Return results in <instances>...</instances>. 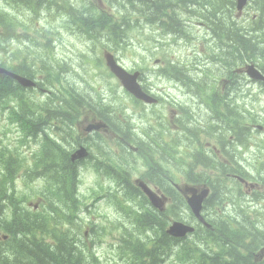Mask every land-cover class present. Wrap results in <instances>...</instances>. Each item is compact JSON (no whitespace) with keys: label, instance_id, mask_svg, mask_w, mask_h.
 Masks as SVG:
<instances>
[{"label":"clouds","instance_id":"obj_1","mask_svg":"<svg viewBox=\"0 0 264 264\" xmlns=\"http://www.w3.org/2000/svg\"><path fill=\"white\" fill-rule=\"evenodd\" d=\"M235 3L236 0H208V3L203 4V7L197 10L198 15L195 19H203L202 14L215 12L214 19L217 21H223L229 26L234 22L235 27L240 28L244 35H254L264 40V27L255 33L252 31L256 25L252 17L255 15L258 21L262 19L261 6H264V0H260L259 6L255 0H247V6L243 9V14L239 19L236 17ZM75 6L80 5L75 4ZM186 19L191 22V18ZM255 43L253 41L254 45ZM7 46L11 47L13 52L20 48L15 40L7 42ZM209 47L211 51L221 52L220 48H212L211 45ZM165 50L169 52L168 59L175 64L176 60L171 57V47L166 46ZM35 54L33 51V55ZM20 59L22 57L13 58L11 55L4 56L0 53V60L7 62V66L13 70H16L15 66L20 64ZM64 59L67 60V57ZM183 62L190 63V61ZM53 63L57 65L52 69L55 72L58 71V66L63 61L53 60ZM69 63L71 67L64 74V79L75 82L79 89L85 91L88 89L76 80L75 73L78 72L84 77L87 84L99 80L100 85L95 88L94 92H89L93 103L101 110L106 109L104 114L116 120L121 126L128 121L137 125L134 129L137 137L144 142L146 149L153 155L155 166L145 164L136 166L129 161V185L131 186L136 176L141 174L150 179L157 188H160L162 184L163 195L161 196L159 192L156 194L157 205L160 209L158 222L164 226L173 220H180L183 223L178 224L177 229L181 231H187V226H195L196 231L193 235L188 236L187 240L176 246L173 249L174 252H178L185 246H198L203 251H208L209 248L220 251L218 241L221 234L231 238L229 247H231L233 258L239 257L240 254L247 256L249 252L264 248V167H261V164H264V135L250 136L243 143L229 142L228 137L232 133L224 127L221 120L217 119L208 107L198 102L196 95L188 92L189 89L193 91L196 89L199 78L185 80L182 90L188 95L182 107L175 103L171 105L179 108L177 118L181 122L180 129L171 133L165 118L166 113L157 112L151 105L128 103L131 98L114 77L101 75L97 78L95 74L83 72L74 63ZM249 65L255 66L253 70L258 71L264 77V43H260L251 51L247 47L233 49L228 55L222 56L219 63L205 65V67H210L213 72L219 69L218 75L228 77L224 81L227 87L222 95L226 96L225 102L231 107L240 105L237 111L241 113L240 119L244 124H264V82L257 83L248 76ZM124 66L127 67L126 64ZM29 67L34 72L40 71L36 63H30ZM161 67H168V65ZM237 69L240 71L237 72ZM187 76L191 78L192 72L189 71ZM172 86L164 82L154 71L146 73L144 79L137 81L139 94L148 96L150 99L152 96L149 93H152L163 97L166 101H172L173 97L168 94ZM174 86L179 87V85ZM146 88L148 91H145ZM135 116L143 117V119H135ZM184 129L197 131L201 141L211 140L219 150V154L193 143L187 149L189 156L173 167V162L166 154L164 145L171 143L173 136L179 137L180 143L186 145L188 141L184 137L188 133ZM222 134L223 140H221ZM94 140L93 137V141L90 142ZM200 152L207 157V160L193 155V153ZM177 159L180 158L177 157ZM161 165L167 172L166 181L159 179L158 169ZM238 165L243 167L240 168ZM83 167L89 168L91 164H85ZM236 175L242 176L246 182H254V185L249 184L245 188L238 179L232 178ZM79 179L83 180V176ZM189 201H191L190 204ZM166 202L167 209H165ZM88 219L87 216L83 217L84 222ZM115 219H120V217L109 218L101 222L111 224ZM205 224L208 225V229L204 227ZM209 229L218 237L216 244L210 239Z\"/></svg>","mask_w":264,"mask_h":264},{"label":"rangeland","instance_id":"obj_2","mask_svg":"<svg viewBox=\"0 0 264 264\" xmlns=\"http://www.w3.org/2000/svg\"><path fill=\"white\" fill-rule=\"evenodd\" d=\"M105 1H108L106 7L102 5L100 0H33L31 2L33 8L24 9L23 7L18 8L16 1L14 2L11 0H0V12H2L0 15V22L3 21L5 25L12 28L15 33L12 39H10V37H7L6 39H0V42H2L0 43V53H2L4 56L11 55L13 58L22 57V59L20 60H22L23 63L28 64L39 62L40 64H42V62L48 63L53 62V60L63 61V63L58 66V71H55V74L60 78L59 82L62 83L61 87L59 86L53 92V96H57V98L59 96L60 90L63 88V85H65V89L70 88L71 91L74 86L79 89L78 85L75 82L64 79V74L71 67V64L69 62L74 63L76 67L83 72H90L95 74L97 78L101 75L109 76V74L103 68L100 60L101 50L103 47L107 46L114 47L115 53L120 57V62L123 65L126 64L127 68H131L135 64V62H137L135 60H139L140 58L141 61L149 58H159L165 56L166 54L169 55V52L165 50L166 46L171 47L172 58H181L185 60L187 57L186 53L188 52V61H190V63L186 64L189 65L190 68H193L192 66L197 56L192 54V52L195 50L197 52H201L203 50L202 46H200L199 41L191 42V44H189L191 46L188 47L183 43L179 44L177 43V41L171 40L170 36H168L164 31L165 26L160 25V23L153 24V21L151 19H148V21L145 22L146 18H148L149 16L148 14H145V16H143L144 14H142V12H145V10L140 9L141 3L137 1L136 4H133V2L127 0ZM110 2L114 4L113 8ZM75 4H79L80 6L76 7ZM102 6L106 10L105 12H101ZM70 8H73L71 12L76 16L77 19H73L70 14L67 13L68 9L70 10ZM115 9H120L124 13L126 19L133 18V20L137 21L135 27L131 28V32L127 34V39H125L127 43L124 44L125 46L122 47V50L120 49L121 45H119V41H121V39L113 33L112 25H110L111 27L109 26L108 29L101 30L102 33H99L100 31L97 29V25H94V23L99 22L100 19H108L109 22H111ZM43 10L45 11V14L41 13ZM47 11H49V13H47ZM195 14L198 15V11ZM60 16H62L61 19ZM139 17H141L147 25L140 24L139 20L137 19ZM236 17L238 19L240 18V13L238 11L236 12ZM62 19H65V21ZM164 19L165 17H159L160 21ZM199 20L203 25H205L203 27L204 31H201L202 29H191V32H203V34L210 32L209 26L207 24V18ZM154 27L160 28L161 31H157V28ZM185 28L187 30L186 35H180L179 31L176 32V30L169 34L181 41H191L186 25ZM61 29L63 30L61 31ZM74 32L78 33L77 36L70 37L69 35ZM88 33L89 38H91L90 42L86 41V34ZM13 40L16 41L17 45H20V48H18L15 52L11 50V47L7 46V42ZM98 41H100L101 45H98ZM230 49L232 50V48ZM33 51H35V55H33ZM64 57H67V60H65ZM3 62L4 61H2V63ZM55 66L57 67L56 64ZM153 70L154 63L153 61H151L150 67L142 69V71L144 72V77L146 73H150V71ZM43 71H48V69ZM218 71L219 69L216 70V72ZM211 72L216 73L213 72L212 69ZM39 73L43 72L39 71ZM75 77L76 80L85 85V88L88 89V91H85L83 89L72 91L74 96H77L78 98H89V102L91 103V105H93L94 103L89 97V92L95 91V88L100 85L99 80L94 81L92 84H87L84 81V77H82L78 72L75 73ZM163 80L168 81L170 80V78L166 77ZM258 80L261 81V79L259 78ZM171 82L175 83V81ZM176 89L171 87L168 91V94H170L171 96H175L171 101V105L175 103V99L179 101L181 98L178 87ZM128 103L134 104L132 102V99H130ZM9 104V102L6 104V106H3L2 103L0 104V141L8 143V146H10V150H13V152L5 151L0 154V181H4L7 179H9V181L11 182L15 181V188L17 189L16 196H18L19 199L23 200L24 198H26L27 194H33L34 191H36L40 186L39 182L33 183L31 186H28L25 182V178L30 168L36 165V158H34V156H31L30 153L32 149L38 148V144L41 142V139H39L37 142L34 136L30 140H28L26 136L22 137L23 134L17 128V125L13 126V133L7 135V128L4 123L6 122V120L10 121L7 113H5ZM49 104L52 106V116L47 119H42L41 123L42 126L44 124V132L47 134H50L52 132V123L59 119V117L56 116L58 114V106H56L52 102ZM171 105L169 109V117H172V119L179 124V121L177 120V112L179 111V108L172 107ZM237 109L238 107L235 108L232 113H234V111H237ZM54 111H56V115L53 114ZM156 111L161 112L160 110ZM237 113H239V111H237ZM54 117H56L57 119H55ZM135 119H141V117L135 116ZM262 125L264 127V124ZM132 126L137 125L132 123ZM168 127L172 130H177V127L175 125ZM252 127L253 124L250 126L246 137L254 135H264V128L262 129L263 131L257 129L255 131H251ZM234 129L235 128H233L231 132L232 134H234ZM194 132L196 134L198 133L195 130ZM70 133L71 129L67 130L65 132V135H69ZM187 133L188 135L186 137L188 139H195L193 132L192 134H190L188 130ZM90 141H93V139L86 142V144L89 147L95 149V153L97 154V156L102 159H108V155L111 154L110 152H108L107 147H105V141L102 138H95L94 142ZM181 152L182 149L179 147H176L173 151H167V155L173 162L174 166H176V164H179L184 159L181 156ZM177 157H179L180 159H177ZM128 160L135 162L134 158H128L125 162H128ZM84 165V163H79L78 170L81 171L84 168ZM261 167H264V164H261ZM159 175H161L160 172ZM95 177V173L90 170L88 173L83 174V180H80V183L77 187V194H79L80 200L82 202H85L84 195L90 192L89 187L93 183ZM119 191L122 194L126 195L123 190ZM97 193L101 194L100 196H97V198H99L97 200L98 202H96L95 196H89L86 200V203H88L87 207L85 205H81L82 207L78 211L79 215H85L89 217L87 222H84L83 220L84 229L82 228V230H85L86 228L87 230H89V226L92 227L95 224L103 225L104 222L102 223L101 221H105L104 216L108 214V206H112L109 198L106 197V194H104L105 190L98 191ZM105 197L107 198V202H102ZM37 201L38 199L30 198V201H24L22 202V204H17V206H19L18 208L21 207L22 209L23 206L27 207L30 203H36ZM18 208L17 211H19ZM5 209V215H0V223H5L7 219L15 217V215L13 214L15 210L9 208ZM42 209L43 211H46L44 208ZM93 213H96V215H93ZM20 214H24L22 213V210L20 211ZM146 218L147 217H141L140 219L145 220ZM105 224L106 228H108L109 231L113 230V225H110L109 223ZM128 224L130 225L131 222L129 221ZM147 227L152 236H154L152 227L148 225ZM104 230H99L100 233H96L94 231L95 243L93 244H89L90 240H87L84 238V236H82V238L84 239V244L82 245H84L85 248H93L94 252L96 249V252L100 255V258L104 262L111 261L113 264H129L134 256L131 249L126 247L125 244H121V249L115 248L113 251H111V249H113L114 247L110 246V243L115 239V236L112 235L111 232ZM41 231L42 230H37V232ZM145 234L146 232H144L142 237H144ZM158 235L159 233L157 232V236ZM168 246L169 247L167 250V254L164 256L170 258V255L175 254V252L173 251L174 247L170 246L169 244ZM159 247L161 246H158V248ZM103 254H105V256Z\"/></svg>","mask_w":264,"mask_h":264},{"label":"trees","instance_id":"obj_3","mask_svg":"<svg viewBox=\"0 0 264 264\" xmlns=\"http://www.w3.org/2000/svg\"><path fill=\"white\" fill-rule=\"evenodd\" d=\"M11 1H16L18 8H33L31 3L33 0ZM136 1L141 3L140 8L144 9L146 12H142V14H148L149 16L148 18H146L145 22H147L148 19H151L153 23H160V25H163L166 19H170V26H165V33H168L170 29H173L176 30V32L179 31L180 35H186L187 30L185 28V23L182 21L183 19L177 15L178 9L184 8L188 13L191 11V13H193L192 16H196L195 13L197 12L198 8H201L203 7V4L208 3V0H154L152 3H146L142 0H133V4H136ZM255 2L258 6L260 5V0H255ZM236 6L237 0L235 3V8ZM1 13L2 12H0V15ZM41 13L45 14V11L43 10ZM47 13H49V11H47ZM67 13L70 14L73 19H77L69 9ZM202 15H204V18H207L210 35L211 37H213V41L216 42V45H224L223 43L225 42L229 45V48L226 50L224 56H226L227 53L231 51L230 48H232V50H238L240 47H247L248 50L251 51L260 43H264V40H260L254 35H244L243 31L240 28L235 27L234 22L231 26H229L226 25L223 21H217L216 19H214L215 12ZM185 16L187 17V15ZM261 16L262 19L259 21L256 19L255 15H253L252 17V19L256 21V25L252 29L254 33L258 32L261 27H264V6H261ZM159 17H165V19L160 21ZM136 23L137 21L133 20V18H127L122 21L119 26L113 29V33L120 39L124 40L127 38V34L131 32V28L135 27L133 25H135ZM94 25H97V28L100 30L108 29L109 20L100 19L99 22H95ZM14 35L15 33L12 28L5 25L3 21L0 22V39H6L7 37H10V39H12ZM253 41L256 42L255 45L253 44ZM217 60H221V58L217 56ZM1 62L2 60H0V64ZM43 66L47 67L49 71L53 69L52 62H42L41 67ZM20 69H23L26 72V75L32 73V69L29 67V65H20L16 67V70ZM182 70L183 68L181 67H173V72H170V75H186L185 72H181ZM77 90L79 89H77L76 86H74L72 89V91ZM24 91H26V89L15 82L12 78L0 75V104L2 103L3 106H6V104L12 99L16 101V104L17 101L21 102L22 94L24 93ZM220 93V86H217L214 83L209 88L201 87L200 84H198L196 90L191 91L192 95H200L197 97L203 100L205 105L209 107V110L214 109L216 112L223 116L222 118H225L227 121H231V124H233L235 128L243 130L240 119L241 113H237V111H234V113H232L233 110L237 107H226V96H217ZM187 95L188 94L180 99H186ZM214 96H217L215 100ZM172 97L174 99L175 96ZM175 104H178V101L176 99ZM21 108L23 107L21 106L20 109ZM221 108H223V111H221ZM57 113L59 117V110ZM47 118H49V115L46 117V119ZM42 119H45V117L43 116ZM107 120L109 121V118H107ZM30 123L32 125V129L34 130L33 132L38 133L37 131H35L37 124H39L38 119H32ZM248 129H250V127H248ZM171 132L174 133L176 131ZM234 136V139H236L234 141H236V143L244 142V132H235ZM175 138L178 137L173 136L171 138V141ZM167 145L170 146L172 145V143H167ZM197 154L198 153H194V155ZM49 161L50 157L39 167L48 166L46 170L50 169ZM238 166L241 168L240 165ZM76 168H79V164L76 166ZM73 173H76V171L74 170ZM51 178L52 180L50 182H53L54 177ZM118 183H121L122 189L120 190H123L126 195L128 194V196H130L135 194L134 190L129 185V181L123 179L118 181ZM62 187L63 188L57 190L60 196L58 203H62V208L59 214H57L54 219L50 220L46 224V230L50 241L46 243L47 240L44 239V237H39L35 234L37 230H43L42 226L39 225L38 220H23L20 222L19 230L12 232L16 238L19 237L21 238V240L12 241L8 245H5V241H0L1 264H11V257H14L15 261L20 260V264H96V260L93 255L89 254L91 253V251L81 246L82 238L78 240L79 232L81 230L80 220L82 218L79 217L78 213L80 199L76 195L75 184H64ZM55 210L56 212L58 211V204ZM53 215L54 212L52 213V216ZM156 216L158 217V215ZM158 220L159 219L155 218V215H152V217H147L144 220V225L152 227L155 237L157 236V232L160 233V230L164 228V226H162L158 222ZM205 228L208 229V227ZM30 232H32L31 238H27V240H25L24 238H26L27 234H29ZM209 232L211 234L210 239L212 243L216 244L218 241L217 235L212 233L211 229H209ZM135 234L136 232L132 231L125 242V246L131 249L134 254V262L132 264H144L145 258L149 260V264H264V248L259 249V251L249 252L247 256L240 254L239 257L233 258L231 247H229L231 238L223 234L220 235L218 241V247L220 248V251H215L212 248H209L208 251H203L198 246H185L183 248H180V250L175 254L170 255V258L162 255L163 250L160 253L159 250L154 249L155 246H163L166 245L165 243H168L170 246L175 248L176 246L180 245L181 242L187 240V238L179 240L165 234V236L163 237L164 240L167 241L156 242L155 245L153 244V249L145 250L143 248V245L141 246L138 242L134 241ZM165 237H168V239H165Z\"/></svg>","mask_w":264,"mask_h":264},{"label":"water","instance_id":"obj_4","mask_svg":"<svg viewBox=\"0 0 264 264\" xmlns=\"http://www.w3.org/2000/svg\"><path fill=\"white\" fill-rule=\"evenodd\" d=\"M245 3V0H239V7L241 8L242 5ZM109 60V64L112 66L113 70L116 72V74L122 79L124 85L132 92L134 93L136 96L141 97L145 100L151 101L150 98H148L145 95H141L139 94L138 90H137V74L131 75V74H127L125 71H123L121 68H119L112 59H108ZM5 70L0 69V72H4ZM250 73L252 75L253 71H252V67L250 68ZM16 78L19 79V81L24 85V86H28L30 84V82L27 79H24L23 77L17 76L15 75ZM147 190V189H146ZM151 198L153 199V196L151 194V192L149 190L146 191ZM189 203H191V201H189ZM178 224H182V222H175L170 228H169V233L173 236L176 237H183L185 236L188 232H193L194 231V227L192 226H187L188 230L187 231H181L177 229V225Z\"/></svg>","mask_w":264,"mask_h":264},{"label":"flooded vegetation","instance_id":"obj_5","mask_svg":"<svg viewBox=\"0 0 264 264\" xmlns=\"http://www.w3.org/2000/svg\"><path fill=\"white\" fill-rule=\"evenodd\" d=\"M226 79H228V77L227 78H225L224 79V81L226 80ZM215 85H217L216 83H214ZM218 86V85H217ZM227 87V85H225V83H224V85H223V90H225V88ZM224 92V91H223ZM223 92H221L220 94H218L217 96H224V95H222V93ZM217 96H214V100H215V98L217 97ZM199 102H202V100L199 98ZM202 104H204L205 105V103L203 102ZM224 106V105H223ZM223 106H221V107H223ZM225 106L226 107H231L230 105H228L227 103L225 104ZM205 107H207L206 105H205ZM219 107H220V105H219ZM209 108V107H208ZM210 111H212L214 114H216V111L214 110V109H210ZM71 111H68V110H66L65 111V114L67 115V116H71ZM54 115H56V111H54V113H53ZM217 115V114H216ZM55 119H56V117H54ZM216 118H218V117H216ZM101 119H105V118H103V116H101ZM95 121H96V119H95ZM54 123V122H53ZM52 123V124H53ZM94 125V124H93ZM231 127L233 128V124H231ZM90 128V126L88 127V129ZM113 128H115L117 131H119L120 132V129H119V127L118 126H113ZM36 130L37 131H43L44 132V125L42 126V124L41 123H39V124H37V126H36ZM233 130V129H232ZM94 132V131H93ZM99 134L98 135H94L93 134V136H94V138L95 137H98V138H104V134H102V132H100V131H97ZM95 133V132H94ZM230 137L231 138H233V135H230ZM221 140H223V135H221ZM232 142V141H231ZM109 144V143H108ZM89 147V146H88ZM91 148V147H90ZM92 149V148H91ZM118 149H119V147H116L115 148V150H114V152L115 153H117L118 152ZM132 149L134 150V151H136L141 157H143V153L142 152H139V150H140V146H132ZM67 151H68V149H67ZM69 151H70V149H69ZM70 155V154H69ZM96 155V153L94 152V151H91L90 152V157H94ZM106 173H108V171L107 172H104L103 174H106ZM113 174H116V173H114L113 172ZM168 235V234H167ZM115 237H116V235H114ZM151 238V237H150ZM165 239H168V237H165ZM162 240H164V238L163 239H158V242L159 241H162ZM166 245H163V246H161V247H159L158 249H161V250H163V254L164 255H166L167 254V250H168V244L167 243H165Z\"/></svg>","mask_w":264,"mask_h":264},{"label":"bare ground","instance_id":"obj_6","mask_svg":"<svg viewBox=\"0 0 264 264\" xmlns=\"http://www.w3.org/2000/svg\"><path fill=\"white\" fill-rule=\"evenodd\" d=\"M138 8H139V6H138ZM141 9V8H140ZM192 9V8H191ZM139 10V9H138ZM143 16H145V15H143ZM134 22V21H133ZM154 24V23H153ZM140 25V24H139ZM133 26H135V25H133ZM138 28H139V26H138ZM157 45V44H156ZM57 117H58V114L56 115ZM38 122L39 123H42V119H38ZM44 125V124H43ZM35 131H37V130H35ZM38 133H41V134H44L45 136H48L49 134H47V133H45V132H43V131H37Z\"/></svg>","mask_w":264,"mask_h":264}]
</instances>
